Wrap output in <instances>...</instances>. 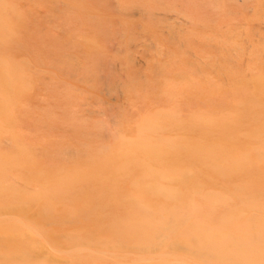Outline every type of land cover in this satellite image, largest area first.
<instances>
[{
  "label": "bare ground",
  "instance_id": "bare-ground-1",
  "mask_svg": "<svg viewBox=\"0 0 264 264\" xmlns=\"http://www.w3.org/2000/svg\"><path fill=\"white\" fill-rule=\"evenodd\" d=\"M232 1L240 9L264 8V0L198 4L232 12ZM136 6L121 2L119 10ZM25 20L27 0H0V264H264L261 63L253 61L244 79L224 55L204 61L226 80L207 77L209 95L224 91L226 104L187 117L176 101L197 82L180 71L163 92L174 105L115 130L80 121V139L65 150L73 157L56 158L50 168L19 126L18 115L27 114L22 98L32 87L27 58L14 54L23 48ZM77 36L83 54L99 46L95 36ZM256 52L264 55V47ZM94 137L105 141L94 146Z\"/></svg>",
  "mask_w": 264,
  "mask_h": 264
},
{
  "label": "rangeland",
  "instance_id": "rangeland-1",
  "mask_svg": "<svg viewBox=\"0 0 264 264\" xmlns=\"http://www.w3.org/2000/svg\"><path fill=\"white\" fill-rule=\"evenodd\" d=\"M64 1L27 0V20L19 33L23 48L14 51L17 58H27L32 79V87L22 98L27 114L18 115L19 126L35 147L39 162L50 168L56 158L73 157L65 150L69 142L80 139L84 129L80 121L115 130L121 124H135L139 115L150 110L174 105L163 92L178 80L180 71L192 73L197 82L176 101L181 115L187 117L226 104L224 91L209 95L207 77L221 84L226 80L204 61H218L224 55L229 67L244 79L253 61L264 69V55H251L264 47V8L258 12L240 9L233 1L232 12L200 7L199 0ZM130 1L141 7L119 10L121 2ZM161 2L172 9L160 6ZM185 15L189 16L186 20ZM79 33L95 36L99 46L83 54L77 44ZM235 42L241 49H231ZM191 47L199 48L206 58ZM172 51L178 56L172 57ZM99 131L104 133L92 129L94 135ZM99 139L93 138L94 146L105 141Z\"/></svg>",
  "mask_w": 264,
  "mask_h": 264
}]
</instances>
